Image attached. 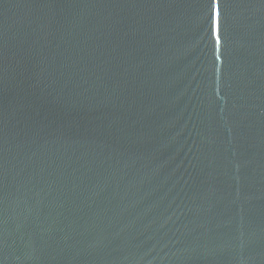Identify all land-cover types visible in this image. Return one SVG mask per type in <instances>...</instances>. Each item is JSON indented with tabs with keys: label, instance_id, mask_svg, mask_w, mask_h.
<instances>
[{
	"label": "water",
	"instance_id": "95a60500",
	"mask_svg": "<svg viewBox=\"0 0 264 264\" xmlns=\"http://www.w3.org/2000/svg\"><path fill=\"white\" fill-rule=\"evenodd\" d=\"M0 264H264V0H0Z\"/></svg>",
	"mask_w": 264,
	"mask_h": 264
},
{
	"label": "snow or ice",
	"instance_id": "6c2138e0",
	"mask_svg": "<svg viewBox=\"0 0 264 264\" xmlns=\"http://www.w3.org/2000/svg\"><path fill=\"white\" fill-rule=\"evenodd\" d=\"M218 15H219V14H218V12H217V13L215 14V17H216V18H215V20H214V22H215L217 25H218Z\"/></svg>",
	"mask_w": 264,
	"mask_h": 264
}]
</instances>
